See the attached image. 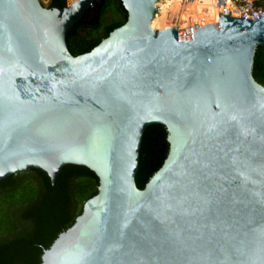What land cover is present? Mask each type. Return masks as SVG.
I'll return each instance as SVG.
<instances>
[{
  "label": "water",
  "instance_id": "1",
  "mask_svg": "<svg viewBox=\"0 0 264 264\" xmlns=\"http://www.w3.org/2000/svg\"><path fill=\"white\" fill-rule=\"evenodd\" d=\"M97 2L0 0V181L69 164L100 180L42 264H264V15L157 29L159 0H122L127 22L74 56ZM154 124L170 148L141 189Z\"/></svg>",
  "mask_w": 264,
  "mask_h": 264
},
{
  "label": "trees",
  "instance_id": "2",
  "mask_svg": "<svg viewBox=\"0 0 264 264\" xmlns=\"http://www.w3.org/2000/svg\"><path fill=\"white\" fill-rule=\"evenodd\" d=\"M67 0H50L48 8ZM99 12L88 11L67 33L74 56L92 51L128 20L122 0H98ZM254 78L264 85V45L257 47ZM170 144L164 125L149 126L140 152L138 186L145 188L162 167ZM99 177L86 166L66 165L55 183L43 170L12 175L0 181V264H42L59 235L74 225L84 204L98 194Z\"/></svg>",
  "mask_w": 264,
  "mask_h": 264
},
{
  "label": "bare ground",
  "instance_id": "3",
  "mask_svg": "<svg viewBox=\"0 0 264 264\" xmlns=\"http://www.w3.org/2000/svg\"><path fill=\"white\" fill-rule=\"evenodd\" d=\"M75 1L68 0L72 3ZM157 8L152 22V26L157 29L171 26L170 22L174 17H178L181 25L191 23L187 28L195 23L212 24L216 22L220 13L215 0H159Z\"/></svg>",
  "mask_w": 264,
  "mask_h": 264
},
{
  "label": "built area",
  "instance_id": "4",
  "mask_svg": "<svg viewBox=\"0 0 264 264\" xmlns=\"http://www.w3.org/2000/svg\"><path fill=\"white\" fill-rule=\"evenodd\" d=\"M220 13L255 19L264 15V0H215ZM218 19L215 23H218Z\"/></svg>",
  "mask_w": 264,
  "mask_h": 264
},
{
  "label": "rangeland",
  "instance_id": "5",
  "mask_svg": "<svg viewBox=\"0 0 264 264\" xmlns=\"http://www.w3.org/2000/svg\"><path fill=\"white\" fill-rule=\"evenodd\" d=\"M68 1V0H67ZM41 2L45 5V6H48V4L50 3V0H41ZM68 3H72V2H68ZM180 13V12H179ZM181 13H182V11H181ZM180 23V21H179V19H178V17H174V18H172V20H171V22H170V25L171 26H178L179 28H180V30L181 29H186L187 27H189L190 25H191V23H184V24H182L181 25V23ZM185 24H186V26H185ZM189 24V25H188ZM199 24H202V25H207V24H204V23H199ZM154 27V26H153Z\"/></svg>",
  "mask_w": 264,
  "mask_h": 264
}]
</instances>
